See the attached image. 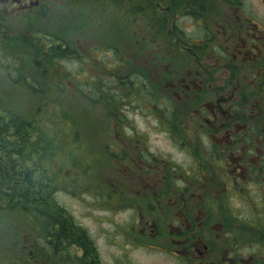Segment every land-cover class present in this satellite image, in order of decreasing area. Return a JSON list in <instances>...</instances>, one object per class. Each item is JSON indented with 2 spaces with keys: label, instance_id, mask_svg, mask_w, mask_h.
<instances>
[{
  "label": "flooded vegetation",
  "instance_id": "flooded-vegetation-1",
  "mask_svg": "<svg viewBox=\"0 0 264 264\" xmlns=\"http://www.w3.org/2000/svg\"><path fill=\"white\" fill-rule=\"evenodd\" d=\"M90 1L128 20L125 42L113 33L88 52L77 45L72 58L99 60L98 84L137 79L109 119V138L96 139L93 173L81 175L95 184L82 191L86 205L108 213L99 221L109 227L94 238L75 220H56L61 234L47 238L45 254L32 249L34 264H264V17L249 6L256 0L82 3ZM63 3L0 0V45ZM180 20L199 33H185ZM154 29L164 35L150 38Z\"/></svg>",
  "mask_w": 264,
  "mask_h": 264
},
{
  "label": "trees",
  "instance_id": "trees-1",
  "mask_svg": "<svg viewBox=\"0 0 264 264\" xmlns=\"http://www.w3.org/2000/svg\"><path fill=\"white\" fill-rule=\"evenodd\" d=\"M112 8L117 7L112 5ZM97 12L96 9L90 18L98 19ZM112 17L108 15L102 19L112 20L114 19ZM115 18L119 19L117 16ZM119 20L125 21L124 30H126L128 20ZM132 22L136 23L135 20ZM166 22V20L151 21L154 27L163 23L164 28H166ZM76 25L72 23V26ZM135 31L133 27L132 33ZM113 33L116 38L118 37L117 43L120 37L122 39L126 36V32L117 34L113 31ZM67 34L75 35L74 32ZM161 35H164L163 30L154 29L149 36L156 40ZM20 37L7 33L3 39V49L0 48L3 58L0 62L4 63L0 67V75L4 79L3 82L0 81V220H6L11 216L22 217L25 224L26 218L31 219L33 225L37 226L39 236L44 238L40 240L45 242L44 249L38 252L45 254L47 238L51 235L59 237L61 234V230L58 229L61 224L56 220H70L68 212L59 205L55 195L62 188H74L76 184L78 191L93 190L95 187L93 180L80 185L78 179L81 177L77 178L74 175L77 169L83 173L88 172L92 169L93 161L87 164L88 168L86 166L84 168V163L79 161L75 151L81 148L82 139L76 129V131H66V120L71 116L58 99L48 94V90H52L61 98L59 95L65 93L64 81L59 78L62 75L59 65L62 61L74 59L72 56L78 53L77 47H68L70 44L65 36L61 37L50 31L39 34L29 33L27 38ZM27 50L29 53L25 54L24 51ZM26 56L34 66L30 69V77H24V84L33 91L34 97H37L40 102L32 116L19 113L22 110L14 106L8 91L4 89L19 84ZM8 63H13L18 69H9ZM19 63L20 67H18ZM33 72L41 77L43 84L47 83L45 87L31 82L33 79L37 80ZM136 80L133 78L129 83L118 81L116 84L101 80L99 87L94 83L78 82L76 90L83 100H90L94 104L103 106L108 121L115 115V113L112 114L113 111L120 110L121 101L128 99L131 92H135L133 86L137 83ZM129 86L133 90L129 89ZM60 156L63 157L62 160ZM0 224L6 225L2 221ZM8 229L6 234L10 236L12 230ZM14 233L16 236L19 235L15 231ZM26 240L28 239L25 238L24 241ZM19 244L21 247L16 249L11 248L8 242H2L0 252L6 259L0 264H34L30 255L32 249H27V244L23 242Z\"/></svg>",
  "mask_w": 264,
  "mask_h": 264
},
{
  "label": "rangeland",
  "instance_id": "rangeland-1",
  "mask_svg": "<svg viewBox=\"0 0 264 264\" xmlns=\"http://www.w3.org/2000/svg\"><path fill=\"white\" fill-rule=\"evenodd\" d=\"M63 4H59L52 10V12L47 15H42L38 17H33L25 26L20 30L17 36L20 38H27L29 33L39 34L43 31H50L59 36H65L67 42L73 47L77 45L82 46L87 52L93 49L95 45H100V43L109 42L110 37L111 41L113 40V31L117 34H124L125 30V21L119 20L115 17L114 19L102 18L108 17L109 14H105L103 10L98 11L96 14H100L98 19H91L90 17L95 13V6L91 3H82V0H63ZM89 0H86V2ZM256 5V12L260 13L264 17V0H256V3H250L249 6L253 8ZM100 6L104 7L106 12L108 11V5L101 2ZM91 15H90V14ZM105 14V15H103ZM100 19V20H99ZM111 21V23L109 22ZM115 21V22H114ZM76 23V26H72V23ZM119 22V23H118ZM103 27H102V25ZM179 25L183 31L187 34L199 33V30H196L197 26L188 20H180ZM116 28V29H114ZM123 30V31H122ZM69 32H74L75 35L67 34ZM62 33V34H61ZM111 34V36H110ZM64 38V37H63ZM116 38V37H115ZM103 39V40H102ZM118 40V37L116 38ZM121 39V37H120ZM106 40V41H105ZM123 42L125 39L123 38ZM122 43V42H120ZM76 44V45H75ZM0 48L3 49V46L0 45ZM1 49V50H2ZM82 49V50H83ZM24 53H29V50L24 51ZM103 55V54H102ZM3 60L2 54H0V61ZM24 64V62H21ZM33 62L27 59L24 64V67L21 69V81L19 84L14 87H5V91H8V96L10 101L18 109H21L19 113L24 115H33L35 113L36 107L40 104L37 97H34L32 90H29L28 86L24 84V77H30V69L34 66ZM4 63L0 62V67ZM9 69L15 70L18 69L13 63H8ZM103 65V64H102ZM15 67V68H14ZM20 67V63L18 65ZM59 70L62 73L59 78L64 81L63 87L66 89L65 93L59 95L58 97L55 92L48 90L50 97L58 99L61 104L67 109V112L71 116L66 120L65 129L66 131L72 130L76 131L79 134V137L82 139L81 148L76 149L75 155L79 157V161L84 163L87 167V164L93 161V152L97 149L98 144L96 139L106 140L108 139V127L110 120L107 121L105 110L103 106L94 104L90 100H83L81 94L76 90V85L78 82L84 83H94L99 87V78H98V68L99 60H95L92 57L86 58H76L62 61L59 65ZM3 68H1L2 70ZM33 69V68H32ZM18 71V70H17ZM34 73V72H33ZM68 74V76H66ZM35 79L31 82L35 85L41 84L43 87L46 84H43L41 77L36 76L34 73ZM3 77L0 75V81L3 82ZM23 80V81H22ZM41 86V87H42ZM3 90V88H2ZM86 91V90H85ZM59 94V93H58ZM87 94V93H86ZM45 95V94H44ZM57 95V97H56ZM88 95V94H87ZM93 97V95H90ZM52 98V99H53ZM67 114V113H66ZM140 115V114H139ZM127 117L131 118L132 122H135L139 125L144 123V120L139 116L133 119L131 113H127ZM72 122V123H71ZM100 126H99V125ZM98 125V126H97ZM71 126V127H70ZM97 126V127H96ZM76 129V130H75ZM96 130H100L101 136L97 138ZM106 130V131H105ZM74 132V133H76ZM76 133V134H77ZM87 142V143H86ZM86 143V144H85ZM62 156L60 159L62 160ZM66 162V160H65ZM88 168V167H87ZM87 173L92 174L93 169H90ZM75 177L79 178V183L84 184L85 182L92 181V176L82 175V172L77 169L75 172ZM64 185V183H63ZM70 185V184H68ZM80 190V189H79ZM82 191H78L77 184L76 187L70 189L62 188L59 190L57 195H55L56 201L64 209L68 211V216L70 220H75L77 223L85 226L94 238L103 236V227L108 228L109 226L106 223L100 222L105 220L108 217V213L103 211H96L90 209L86 202L90 201L88 194H82ZM55 213V212H54ZM56 215V214H55ZM124 215L117 213L116 219H123ZM100 220V221H99ZM6 225L0 224V248L2 242H8L11 248H20L21 244H27V249H44V243L39 236V231L37 226L33 225L31 219L26 218L27 223L24 224V219L22 217H7V219H1ZM7 226V228H6ZM12 228V229H8ZM6 229L12 230L9 234H6ZM18 233L16 236L14 233ZM13 232V233H12ZM12 234V236H11ZM28 237V238H27ZM40 237V238H39ZM26 239V242L24 241ZM18 244V245H17ZM23 246V245H22ZM26 249V250H27ZM6 259L4 255L0 252V263Z\"/></svg>",
  "mask_w": 264,
  "mask_h": 264
}]
</instances>
